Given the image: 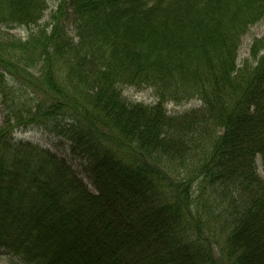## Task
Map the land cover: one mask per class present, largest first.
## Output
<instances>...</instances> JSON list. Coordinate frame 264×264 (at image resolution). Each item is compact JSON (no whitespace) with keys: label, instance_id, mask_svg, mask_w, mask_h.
I'll return each mask as SVG.
<instances>
[{"label":"trees","instance_id":"1","mask_svg":"<svg viewBox=\"0 0 264 264\" xmlns=\"http://www.w3.org/2000/svg\"><path fill=\"white\" fill-rule=\"evenodd\" d=\"M48 10L0 0V249L26 264H264V36L239 61L264 0ZM17 27L26 38L2 29ZM27 127L80 170L14 137Z\"/></svg>","mask_w":264,"mask_h":264},{"label":"rangeland","instance_id":"2","mask_svg":"<svg viewBox=\"0 0 264 264\" xmlns=\"http://www.w3.org/2000/svg\"><path fill=\"white\" fill-rule=\"evenodd\" d=\"M59 2L60 0H49V10L47 13L50 14L51 10H55L58 7ZM44 20H46V18ZM73 20L74 18L71 9L66 8L63 16V22L65 21L66 23H68L67 25H69V27L72 28L71 25H73ZM2 29L6 32L8 31V33L10 34L21 36L23 38H26L28 34L27 28L24 27H17L12 30L11 29L6 30V28H2ZM263 36H264V22L260 21L254 26H252L247 32V34L243 37V43L239 53V61H243V59L250 54V47L253 44L254 40L256 38H261ZM263 53L264 51L262 52V54ZM124 95L130 101L143 102L145 104L154 103V101H156L154 90L145 86L126 87L124 89ZM199 105H200L199 101L191 100L189 102H183L181 104L168 103L167 108L171 113H176V112H184L193 108H197ZM5 116H6V108H4L2 97H0V125L3 123ZM14 137L18 140L23 139L38 144L42 148L46 150H50L51 152L57 154L58 156H65L70 161L72 160L73 165L78 170H80V166L78 164L81 163V159H79L78 156L75 155L73 156L69 152V147L64 141L55 139L43 128H38V127L23 128L20 129L19 131H16L14 133ZM82 174L84 173L82 172ZM85 180H87V178H85ZM89 188L94 190L92 186H90ZM0 264H26V263L23 260H21L19 257L10 254L5 249H0Z\"/></svg>","mask_w":264,"mask_h":264}]
</instances>
